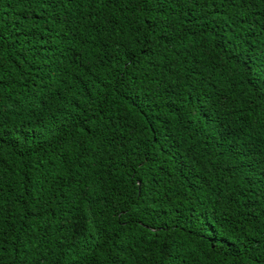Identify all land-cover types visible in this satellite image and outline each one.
Returning a JSON list of instances; mask_svg holds the SVG:
<instances>
[{
	"label": "trees",
	"instance_id": "trees-1",
	"mask_svg": "<svg viewBox=\"0 0 264 264\" xmlns=\"http://www.w3.org/2000/svg\"><path fill=\"white\" fill-rule=\"evenodd\" d=\"M0 264H264V0H0Z\"/></svg>",
	"mask_w": 264,
	"mask_h": 264
}]
</instances>
